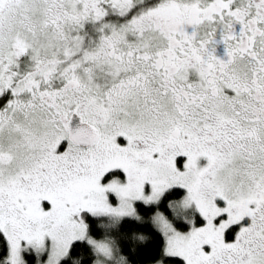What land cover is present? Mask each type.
Instances as JSON below:
<instances>
[{
  "label": "snow or ice",
  "instance_id": "obj_1",
  "mask_svg": "<svg viewBox=\"0 0 264 264\" xmlns=\"http://www.w3.org/2000/svg\"><path fill=\"white\" fill-rule=\"evenodd\" d=\"M141 213L154 264H264V0H0V264Z\"/></svg>",
  "mask_w": 264,
  "mask_h": 264
},
{
  "label": "trees",
  "instance_id": "obj_2",
  "mask_svg": "<svg viewBox=\"0 0 264 264\" xmlns=\"http://www.w3.org/2000/svg\"><path fill=\"white\" fill-rule=\"evenodd\" d=\"M174 199H180L174 197ZM147 213H141L142 220L97 219L95 228L100 235L106 234L119 248L122 264H154L162 239L147 221ZM187 230L186 225H180ZM99 238V237H98ZM74 260L79 264H93V257L87 248L78 250ZM182 264V262H180Z\"/></svg>",
  "mask_w": 264,
  "mask_h": 264
},
{
  "label": "rangeland",
  "instance_id": "obj_3",
  "mask_svg": "<svg viewBox=\"0 0 264 264\" xmlns=\"http://www.w3.org/2000/svg\"><path fill=\"white\" fill-rule=\"evenodd\" d=\"M99 264H105V261L103 260V258H99Z\"/></svg>",
  "mask_w": 264,
  "mask_h": 264
}]
</instances>
